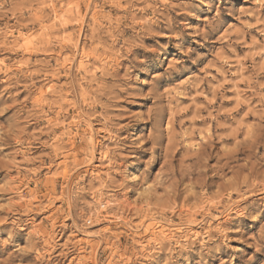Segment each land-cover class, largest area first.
I'll return each instance as SVG.
<instances>
[{"label":"rangeland","instance_id":"rangeland-1","mask_svg":"<svg viewBox=\"0 0 264 264\" xmlns=\"http://www.w3.org/2000/svg\"><path fill=\"white\" fill-rule=\"evenodd\" d=\"M0 264H264V0H0Z\"/></svg>","mask_w":264,"mask_h":264},{"label":"bare ground","instance_id":"bare-ground-1","mask_svg":"<svg viewBox=\"0 0 264 264\" xmlns=\"http://www.w3.org/2000/svg\"><path fill=\"white\" fill-rule=\"evenodd\" d=\"M63 16V15H62Z\"/></svg>","mask_w":264,"mask_h":264}]
</instances>
